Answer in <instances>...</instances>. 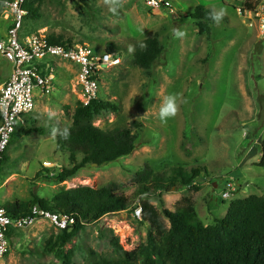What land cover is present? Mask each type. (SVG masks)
<instances>
[{"label": "rangeland", "instance_id": "1", "mask_svg": "<svg viewBox=\"0 0 264 264\" xmlns=\"http://www.w3.org/2000/svg\"><path fill=\"white\" fill-rule=\"evenodd\" d=\"M169 1L174 13L152 11L147 0H119L115 13L108 0H44L39 17L26 18L22 39L45 33L99 52L111 45L117 48L123 65L101 75L98 98L116 103L119 111L96 116L94 124L105 131L127 128L134 121L141 127L134 129L137 143L132 155L103 167L82 169L66 182L56 181L71 165L69 154L59 150L55 137L72 125L81 89L79 67L55 59L54 92L41 96L39 90L34 91L35 110L25 117L26 124L19 125L22 128L4 154L0 202L27 204L34 196L51 202L62 189H98L112 183L133 201V179L147 165L160 173L178 168L189 174L197 171L195 185L200 192L174 190L163 194L162 204L156 199L151 203L163 213V209L174 211L181 198L191 197L206 225L225 217L231 202L264 196V168L257 166L264 143V37L259 23L244 15L264 5V0ZM199 7L225 10L210 35L200 33L191 18ZM9 25L0 13V40L7 36ZM173 29L184 31L185 37L174 38ZM149 38L158 39L163 53L153 68L144 70L134 64L133 56L138 44ZM130 47L134 51L129 52ZM12 70V64L0 55V88ZM169 95L179 97L178 111L161 123L159 108ZM30 127L45 132L27 137L22 130ZM53 128L58 130L55 136ZM44 162L51 163V168ZM231 182L238 189L224 200ZM139 202L135 200L134 206ZM135 211L109 214L86 225L65 246L64 254L71 253L72 264H87L96 256L114 257L113 239H119L126 251L146 244L149 228ZM62 231L50 221L13 229L9 252L0 264H63L46 248Z\"/></svg>", "mask_w": 264, "mask_h": 264}, {"label": "trees", "instance_id": "2", "mask_svg": "<svg viewBox=\"0 0 264 264\" xmlns=\"http://www.w3.org/2000/svg\"><path fill=\"white\" fill-rule=\"evenodd\" d=\"M43 2L27 0L26 18L39 17L38 11ZM213 12V9L199 7L192 14L191 18L200 33L211 34L214 22L210 17ZM47 38L50 44L73 45L63 36L49 34ZM106 51L118 52V49L111 45ZM162 53L163 48L157 38L146 39L135 50L134 64L150 70ZM64 109L66 113L70 112L68 106ZM118 111L116 103L98 97L88 106L77 103L71 114L72 125L68 128L70 135L65 139L60 134L63 131H60L55 137L59 150L69 154L71 165L59 173L56 181L66 182L82 169L93 165L103 167L133 154L137 143L134 129L141 127L138 122L111 131H105L94 124L96 116ZM20 128L18 126L14 134ZM22 132L28 137L35 132L43 134L45 131L40 127H30ZM6 157L4 155L2 168ZM257 166L264 168V143ZM198 176L197 171L193 170L189 174L183 168L171 173L155 172L147 165L133 179V201L120 191L118 184L112 183L98 189L87 186L62 189L51 202L34 196L33 201L27 204L9 203L5 208L14 217L30 215L34 206H40L73 221L68 229L46 244L48 250L63 259V264H72V255L64 254V248L86 225L109 214L131 209L135 211L137 207L141 208L142 221L149 228L146 244L126 251L119 239H113L114 257L96 256L87 264H264V196L251 195L231 202L226 216L217 219L212 225H205L198 217L191 197L181 198L175 204L174 211L163 209V213L151 203V200L156 199L162 204L163 194L184 188L197 194L200 192L199 186L195 185ZM135 200L140 202L134 206ZM12 233L8 234L10 238Z\"/></svg>", "mask_w": 264, "mask_h": 264}, {"label": "built area", "instance_id": "3", "mask_svg": "<svg viewBox=\"0 0 264 264\" xmlns=\"http://www.w3.org/2000/svg\"><path fill=\"white\" fill-rule=\"evenodd\" d=\"M26 3L27 0H0V13L10 22L7 36L0 40V55L13 67L11 76L0 89V169L16 128L26 124L25 117L35 110L34 91L39 90L41 96H49L54 92L55 59L79 67L77 85L81 89L80 102L84 106L97 99L103 80L101 75L123 65L122 56L117 51L99 52L80 44H50L45 33H36L22 39L20 33L27 16ZM147 5L152 11L175 12L169 0H147ZM244 15L252 16L259 23L264 37V5ZM43 164L47 168L52 165L48 162ZM226 187L224 200L229 199L238 189L232 182ZM135 214L141 217V208L136 209ZM39 221H50L62 230L73 223L40 206H34L30 215L13 217L0 202V260L9 252L8 234L13 229L30 227Z\"/></svg>", "mask_w": 264, "mask_h": 264}, {"label": "clouds", "instance_id": "4", "mask_svg": "<svg viewBox=\"0 0 264 264\" xmlns=\"http://www.w3.org/2000/svg\"><path fill=\"white\" fill-rule=\"evenodd\" d=\"M110 3V10L115 13L117 8L119 7V0H108ZM225 15V10L223 8H220L218 11H214L211 14V19L213 22L219 24L222 20V18ZM186 33L184 31H181L179 29H173V36L174 38L177 39H182L184 38ZM134 51L131 47L129 48V52ZM107 59V57H106ZM178 99L179 97L176 95H169L164 98V100L161 103V106L159 108V115L158 118L161 121V123H166L169 119L173 118L176 116L177 111H178ZM54 115V114H51ZM57 129L53 128L52 129V135L57 134ZM65 139L68 138L70 135L68 129H64L63 132L60 133Z\"/></svg>", "mask_w": 264, "mask_h": 264}, {"label": "crops", "instance_id": "5", "mask_svg": "<svg viewBox=\"0 0 264 264\" xmlns=\"http://www.w3.org/2000/svg\"><path fill=\"white\" fill-rule=\"evenodd\" d=\"M4 37H5V36H4ZM4 84H5V83H4ZM2 86H3V85H2ZM2 86H1V87H2ZM0 89H1V88H0ZM27 121H28V120L26 119V123H27ZM259 161H260V160H259ZM259 161H258V162H259ZM205 225H206V224H205Z\"/></svg>", "mask_w": 264, "mask_h": 264}, {"label": "water", "instance_id": "6", "mask_svg": "<svg viewBox=\"0 0 264 264\" xmlns=\"http://www.w3.org/2000/svg\"><path fill=\"white\" fill-rule=\"evenodd\" d=\"M93 166H97V165H93Z\"/></svg>", "mask_w": 264, "mask_h": 264}]
</instances>
